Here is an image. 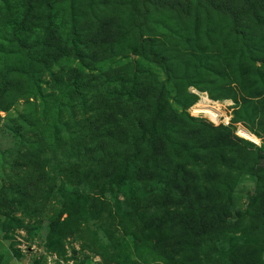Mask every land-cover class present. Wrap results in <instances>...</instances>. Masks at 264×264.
<instances>
[{
    "label": "rangeland",
    "instance_id": "1",
    "mask_svg": "<svg viewBox=\"0 0 264 264\" xmlns=\"http://www.w3.org/2000/svg\"><path fill=\"white\" fill-rule=\"evenodd\" d=\"M28 2L25 52L5 23ZM44 2L0 0V264H264V222L251 219L264 199V6L62 0L47 35ZM114 17L120 44L80 62L72 28ZM73 69L92 77L71 100ZM180 124L195 133L186 156H175ZM147 142L164 147L163 167L176 157L195 171L197 182L176 183L185 209L164 205L171 182L124 194L134 183L121 173L150 166Z\"/></svg>",
    "mask_w": 264,
    "mask_h": 264
},
{
    "label": "trees",
    "instance_id": "2",
    "mask_svg": "<svg viewBox=\"0 0 264 264\" xmlns=\"http://www.w3.org/2000/svg\"><path fill=\"white\" fill-rule=\"evenodd\" d=\"M200 1V0H197ZM213 2V0H211ZM62 3L61 1H55L54 0H46L44 2V5L42 8L47 9V13L42 15V21L44 22V28H46L44 31L48 35L49 29L51 28V22L53 20L52 15L53 11L51 10L53 6L59 5ZM36 3H30L26 5L25 9L22 11L23 15L22 17L17 21L15 24H9V22L5 23V27L7 29H11V37L12 39H15L16 41L19 40L18 46L21 47L22 49L25 50V52L30 51V46L27 43L26 39L28 38L29 34L32 36L34 33L31 31V28H29L30 20L34 17V14L36 13ZM243 7H248V6H264V0H258L257 2L254 3H249L248 0H245L244 3H242ZM72 8L71 7V14H72ZM117 19L114 17L111 20H108L107 18H103L99 22H92L91 24H83L79 27V32L73 31L71 32V38L75 40L70 46V52H73L76 54L78 60L80 62H91L92 60L90 57L87 55V52L90 51L89 48L92 46L96 45H103L107 46L109 48H112L113 46L119 45L122 38L125 36L123 35L124 30L122 27L119 25L118 22H116ZM97 23V24H96ZM93 29L95 31L90 30ZM89 30V31H87ZM37 32H35L36 34ZM19 37V38H18ZM34 37V36H33ZM35 39V38H34ZM59 39V38H57ZM20 40L26 41V43H20ZM81 41H84L83 44V50L80 51V46H81ZM43 45H46L48 43L55 44L58 46L60 49L59 42H48L47 36H44V40L41 42ZM80 45V46H78ZM48 47V46H46ZM63 50V49H62ZM80 52V53H79ZM82 53V54H81ZM74 74L76 76V79H73L71 86H68L69 88L67 89V98L71 99L73 97H76V94L80 93V87L82 85L78 86V90H76V84L79 82L78 79L80 75L83 77L87 78L88 73H82L79 69H73ZM98 75L99 72H98ZM92 76L88 75V78L90 79ZM87 78V79H88ZM5 80L3 79L0 88L2 85H4ZM72 87V88H71ZM168 125L163 123V129H162V140L167 139V135L164 136L165 130L168 129ZM170 129V128H169ZM176 155L175 156H186L187 152H189V149L186 147L187 144L191 139H193V136L195 133H192V129H187L184 127V124L178 125L176 129ZM156 139H150L149 141H155ZM147 155L149 156V164L150 166L146 169H140L136 168L135 170H124L121 173L122 177H125L130 180L129 183H134L129 186V192L124 193L126 196L130 197L135 191L134 185L137 184V182H165V183H173L175 185H172L168 190H163V195L165 196L164 201H165V206L166 205H171L173 207L174 213H176V206L185 209L186 205L184 204V201H177L176 202V183L183 182V175L185 176V180L189 182H197L196 176H195V171L194 170H186L184 169L183 166H180L179 163H176V157L174 160V165L171 168H168V166L165 168L163 165L157 160V155L159 153H162L164 150V147H162V150L160 149L159 151H156L155 149L152 148V144L147 142ZM139 156V154H135L131 156V159ZM142 161V160H141ZM260 171L264 169H258ZM257 170V171H258ZM251 172L254 174L255 170L251 169ZM183 179V180H182ZM141 185L144 183H140ZM161 185H164L163 183H160ZM182 184V183H181ZM149 187V186H148ZM162 188V186H161ZM128 189V188H127ZM144 189H148L147 187ZM156 194V193H155ZM251 219L257 222L263 221L264 222V199L261 200L257 207L254 210V213L251 216ZM188 228L192 231H206L209 230V226L200 223V224H189Z\"/></svg>",
    "mask_w": 264,
    "mask_h": 264
},
{
    "label": "bare ground",
    "instance_id": "3",
    "mask_svg": "<svg viewBox=\"0 0 264 264\" xmlns=\"http://www.w3.org/2000/svg\"><path fill=\"white\" fill-rule=\"evenodd\" d=\"M201 110L203 113L205 114H209L210 116H212L213 118H215L217 116V112H216V109H212L208 106H202L201 107ZM240 135L245 137V138H248V139H253L247 132H245L244 130H240Z\"/></svg>",
    "mask_w": 264,
    "mask_h": 264
},
{
    "label": "water",
    "instance_id": "4",
    "mask_svg": "<svg viewBox=\"0 0 264 264\" xmlns=\"http://www.w3.org/2000/svg\"><path fill=\"white\" fill-rule=\"evenodd\" d=\"M259 166L264 167V159L259 162Z\"/></svg>",
    "mask_w": 264,
    "mask_h": 264
}]
</instances>
